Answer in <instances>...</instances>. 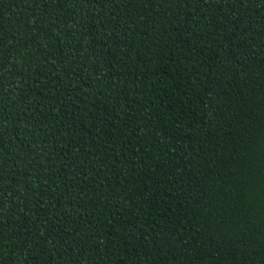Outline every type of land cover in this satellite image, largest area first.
Segmentation results:
<instances>
[{
  "label": "trees",
  "instance_id": "16d2710c",
  "mask_svg": "<svg viewBox=\"0 0 264 264\" xmlns=\"http://www.w3.org/2000/svg\"><path fill=\"white\" fill-rule=\"evenodd\" d=\"M264 0H0V264H264Z\"/></svg>",
  "mask_w": 264,
  "mask_h": 264
},
{
  "label": "clouds",
  "instance_id": "9594fccd",
  "mask_svg": "<svg viewBox=\"0 0 264 264\" xmlns=\"http://www.w3.org/2000/svg\"><path fill=\"white\" fill-rule=\"evenodd\" d=\"M245 179L248 185V203L254 218L264 222V172H261L259 177L250 174Z\"/></svg>",
  "mask_w": 264,
  "mask_h": 264
}]
</instances>
